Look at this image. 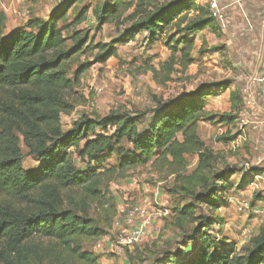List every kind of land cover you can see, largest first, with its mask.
Wrapping results in <instances>:
<instances>
[{"label": "trees", "instance_id": "1", "mask_svg": "<svg viewBox=\"0 0 264 264\" xmlns=\"http://www.w3.org/2000/svg\"><path fill=\"white\" fill-rule=\"evenodd\" d=\"M83 1L58 0L46 19L31 16L7 35V15L0 10V264H30L27 242L34 236L57 242L74 264H100L97 255L81 246L82 239L105 233L86 217L88 210L97 202L109 203L104 182L129 177L132 170L150 164L174 175L175 191L194 197L193 203L174 208L171 220L163 225L179 231L183 244L189 242L186 247L194 243L193 251L174 263L157 264H264V226L238 248L221 230L211 234L215 226L222 227L223 217L197 213L198 204L221 209L218 192L225 200L223 194L231 188L230 173L216 170L218 155L199 132L200 122L234 120L232 111L215 114L206 109L215 84L159 102L146 127L141 126L140 114L116 110L105 117L82 115L69 130L63 128L62 117L79 104L76 89L82 75L93 64L116 57L119 44L135 41L144 32L154 43L164 32L173 31V44H167L171 55L160 69L149 70L157 81L168 82L173 73L192 65L193 41L186 35L220 30L207 5L197 0H104L85 5L74 16L72 10ZM89 10L96 30L115 24L119 33L109 43L93 47L97 50L93 60L80 62L91 32L77 27ZM75 63L72 79L68 74ZM21 143L27 155L40 162L36 170L24 168ZM72 148L95 166L78 171ZM114 154L116 164L101 168L97 163L100 156ZM192 154L199 161L188 173L187 156ZM128 258L130 263L135 260L131 254ZM55 261L65 264L61 254Z\"/></svg>", "mask_w": 264, "mask_h": 264}, {"label": "rangeland", "instance_id": "2", "mask_svg": "<svg viewBox=\"0 0 264 264\" xmlns=\"http://www.w3.org/2000/svg\"><path fill=\"white\" fill-rule=\"evenodd\" d=\"M103 1L84 0L72 12L75 16L85 5ZM197 1L206 5V0ZM1 2L3 8L11 4L12 11L15 10L12 16L10 9L6 12L10 20H14L13 23H23L34 11L35 15L47 18L54 0H25L24 4L21 0H15L14 3L13 0ZM225 12L229 23L224 26L219 22L218 32L206 29L186 35L193 41L194 63L187 69L173 73L168 82L157 81L156 75L149 68L154 66L160 69L171 55L167 44H173V31L164 32L154 43L150 42L146 33L138 36L135 41L117 45L116 57H111L104 64L95 63L84 72L76 89L79 104L75 105L71 115L62 117V123L64 130H69L82 115L105 117L111 111L122 110L140 114L141 126L146 127L159 102L173 100L183 92H193L204 85L215 84L212 86L215 94L206 99L207 108L215 114L232 111L234 120L230 124L200 122L199 132L205 143L218 155L216 170L227 169L230 173L227 179L231 188L223 194L227 198L225 200L218 192V202L224 205L221 209L210 210L205 204H198L197 213L223 217L222 227L215 226L211 234L214 236L221 230L222 234L228 236L226 238L236 242L243 235L250 239L264 226V112H255L258 106L263 110L264 102L261 94H258V87H251L252 92L256 90V107L247 102L248 93L245 92L251 85V79L264 66V32L261 27L264 0H235L226 6ZM96 25L89 10L85 21L77 27L91 32L90 46L81 56L80 62L93 60V54L97 52L93 49L96 44L109 43L118 36L115 24H106L100 30H96ZM71 31L67 30L66 34L70 35ZM77 66V63L72 65L69 78L75 77ZM221 87L224 89L219 91ZM97 88H102V92L98 93ZM144 112L148 113L144 115ZM21 148L24 168L36 170L40 164L37 157L28 156L23 143ZM71 152L78 171H88L95 166L87 158H81L75 148ZM187 158L189 164L186 170L190 173L196 168L199 158L196 154ZM118 161L114 154L112 157L100 156L97 163L105 168ZM129 174V177L103 183V190L109 192V203L93 204L86 217L105 233L98 238L82 239V250L97 255L100 264L174 263L177 258H185L193 251L194 243L190 242V246L186 247L189 242L183 244L179 231L171 227L164 228L163 225L171 220L174 208L193 203L194 197L175 191L174 175L151 164L136 168ZM221 185L218 183V186ZM242 199L250 202V208L245 211L236 209ZM141 204L162 210V222L157 219L141 243L131 247L120 244L119 241L129 228L124 221L127 209L140 207ZM65 208H70V205L66 203ZM27 246L30 249L27 255L30 264H62L55 261L57 254H61L65 264L75 263L73 257L68 258V251L49 238L34 236L27 242ZM120 247L123 250L119 252ZM128 254L135 258L132 263Z\"/></svg>", "mask_w": 264, "mask_h": 264}, {"label": "built area", "instance_id": "3", "mask_svg": "<svg viewBox=\"0 0 264 264\" xmlns=\"http://www.w3.org/2000/svg\"><path fill=\"white\" fill-rule=\"evenodd\" d=\"M242 0H238L241 2ZM206 5L210 10L211 16L217 20V22L222 23V25H227L229 23V18L225 12L226 6L223 5L222 0H206ZM261 27L264 32V12L261 21ZM256 86L261 90L262 96L264 97V66L260 73L256 74L251 79V85H249L245 92L248 93V103L251 105H256L255 99L252 95L251 87ZM97 92L101 93L102 88H97ZM264 112V106H263ZM137 208H130L126 211V216H124V221L129 227L126 231L124 237L119 241L120 244L126 245L128 247L133 246L136 243H141L142 240L145 238L149 228L157 219V216L160 215L162 210L154 209L149 210L147 212L141 210L140 207L136 206ZM250 208V202L248 200L242 199L240 200L237 205L236 209L239 211H245ZM123 250L120 247V251Z\"/></svg>", "mask_w": 264, "mask_h": 264}, {"label": "crops", "instance_id": "4", "mask_svg": "<svg viewBox=\"0 0 264 264\" xmlns=\"http://www.w3.org/2000/svg\"><path fill=\"white\" fill-rule=\"evenodd\" d=\"M14 1L15 0H13V3H14ZM22 1V4H24L25 3V0H21ZM57 1L58 0H54V2H53V7L51 8V10L49 11V13L52 11V9L54 8V6H56L57 4ZM235 0H222V3H223V5L225 4L226 6L230 3V2H234ZM12 3V4H13ZM3 6H4V4L1 2V0H0V10L1 11H3V12H7V9H10V11L12 12L11 14H10V16H12V14L14 13V11L15 10H13L12 11V7H11V4L9 5V6H7L6 8L4 7L3 8ZM13 6V5H12ZM6 15H7V21H6V25H5V35H7V34H9L11 31H13L14 29H16V28H18V27H21V26H24L27 22H28V20H29V18L31 17V16H33V17H40V18H43L42 16H39V15H35V11H34V14H30V16H28L27 18H26V21H24L23 23H17V22H15V23H13V19H11L10 20V18H9V16H8V13H6ZM46 19V18H45ZM142 34H146V32H144V33H142ZM141 35V34H140ZM139 35V36H140ZM259 90V92H260V89H258ZM258 92V94H261V96H262V93H259ZM252 95H253V97H254V99H255V102H256V104H257V101H256V90H255V92H252ZM261 99L263 100V102H264V97L262 96L261 97ZM260 100V99H259ZM255 107H256V105H255ZM206 109L207 110H209L208 108H207V106H206ZM263 110H262V108L261 107H259L258 106V108H257V110H255V112L257 113V114H259V113H261ZM232 193V192H231ZM140 208H141V210H143V211H145V212H147V211H149V210H152V208L151 207H149L148 205H143V204H141L140 205ZM165 212L166 213H168L169 212V210H165ZM163 214V211L160 213V215H162ZM160 215H158L157 216V219L159 220V222H162V220L160 219ZM159 217V218H158ZM156 219V220H157ZM155 220V221H156ZM154 221V222H155ZM154 224V223H153ZM228 235V234H227ZM241 238H246V239H244V240H242ZM249 241V239L247 238V236H245V235H243V237H240V238H238L237 240H236V242L238 243V247H242L244 244H246L247 242ZM119 252H120V248H119Z\"/></svg>", "mask_w": 264, "mask_h": 264}]
</instances>
